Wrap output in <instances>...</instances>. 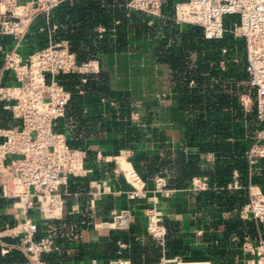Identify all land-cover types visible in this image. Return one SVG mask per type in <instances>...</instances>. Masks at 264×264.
<instances>
[{
	"label": "built area",
	"instance_id": "1",
	"mask_svg": "<svg viewBox=\"0 0 264 264\" xmlns=\"http://www.w3.org/2000/svg\"><path fill=\"white\" fill-rule=\"evenodd\" d=\"M66 1L71 0H0V37L14 42L7 49H1L0 104L11 118L9 127H0V197L9 200L19 216L14 224L0 227V253L6 255L15 248L22 253L24 264H46L43 257L59 251L54 229L37 236L36 217L50 223L61 220L66 195L62 188L68 186L71 178H83L89 173L86 150L72 146L67 135L57 130L71 100V94L59 84L58 76L78 75L85 83L87 76L100 73L96 60L79 62L66 40L53 39L57 26L51 24L52 13ZM125 7L152 18H164L163 0H127ZM228 15L237 16L238 21L225 29L223 19ZM39 19L42 25L36 27ZM172 21L178 26L200 28L208 40H220L229 33L244 42L250 91L240 96V105L245 112L254 107L257 120L264 123V0H176ZM32 30L46 34V43L23 55L18 47ZM6 73L13 76V84L3 82ZM130 120L140 124L135 112L130 113ZM132 155L131 150H126L112 159H103L100 153L96 157L114 163V176L122 177L128 186L124 192L126 201L151 203L144 209L146 233L163 245L165 218L157 205L161 195L169 198L175 190L168 187L163 173L155 175L152 186H147L133 168ZM246 158L250 166L263 160L264 144H253ZM208 189L206 178L191 180L193 192ZM130 217L127 209L113 212V228L127 229ZM237 217L244 222L253 220L264 224V194L251 188L250 198L239 208ZM197 233L200 236L203 231ZM3 239L13 242L12 246ZM240 253L244 257L241 264H264V240L244 241ZM110 264L130 263L117 259ZM154 264L212 262L205 257L176 256L162 257Z\"/></svg>",
	"mask_w": 264,
	"mask_h": 264
},
{
	"label": "trees",
	"instance_id": "2",
	"mask_svg": "<svg viewBox=\"0 0 264 264\" xmlns=\"http://www.w3.org/2000/svg\"><path fill=\"white\" fill-rule=\"evenodd\" d=\"M124 1L63 2L52 13L51 24L57 26L53 38L65 39L79 62L93 59L99 61V54L111 55L115 52L136 50L140 47H133L132 44L140 40L146 42L147 49L152 47L155 61L169 70L176 111L184 119V143L186 146L198 148L204 154L211 153L215 164L212 167H202L186 162L184 152L180 150L175 155L165 153L163 158L137 155L132 161L133 168L143 180L163 173L168 187L176 190L188 189L194 177L206 178L209 189L198 192L197 206H217L224 212H234L236 215L212 225L211 228H205L199 238L202 247L193 251L210 257L212 264H233L240 255V246L245 239L256 240L258 229L264 237L263 226L258 228L254 222H244L237 217V211L246 202V191L227 189L233 170L236 169L242 179L248 171V162L243 151L235 152L230 138L241 135L238 128L246 123L256 131L264 128L263 123L256 118L254 107L245 112L240 105V96L250 91L244 42L234 39L229 33L220 40H208L204 38L200 28L176 25L172 21L176 0H163L164 18H152L117 6ZM107 4L113 6L108 7ZM236 21L237 16L228 15L224 17L223 25L225 29H229ZM40 25L41 19L37 21L36 27ZM98 26L105 28L102 38L96 32ZM31 32L27 38L35 43L34 49L43 47L46 43L45 34L35 30ZM57 80L71 94L66 110L67 117L81 125L87 123L83 112L85 108L93 105L92 100L112 98L110 79L106 73L87 76L85 83L81 82L78 75H60ZM79 90L83 93L79 94ZM250 95L254 96L252 92ZM120 106L122 115L128 117L122 133L127 144L159 141L160 133L151 127L150 108L143 115L139 112V123L144 125L139 128L130 120V113L136 112V107L128 101L120 102ZM171 112H174V108H171ZM10 118L11 114L0 104V126L9 127ZM214 185L216 190L213 189ZM9 203V200L0 197V227L13 224L8 215L1 213ZM103 204L107 210L111 201L105 198ZM91 220V214L86 212L79 217L54 221L51 226L56 238L67 236V239H71L80 236L82 230L89 229ZM163 225L166 230L163 246L151 236L146 237L144 242H139L128 240L121 234L114 237L105 250L108 254L105 257L123 258L130 264H153L160 260L163 250L169 254L177 252L175 246L179 245L177 236L182 231L181 222L165 219ZM118 239L128 242L129 246L125 249L119 248L116 244ZM2 241L11 242L8 239ZM43 259L46 264H77L83 261V255L76 252L73 263L65 254H47ZM0 264H24V257L19 251L13 250L6 256L0 255Z\"/></svg>",
	"mask_w": 264,
	"mask_h": 264
},
{
	"label": "crops",
	"instance_id": "3",
	"mask_svg": "<svg viewBox=\"0 0 264 264\" xmlns=\"http://www.w3.org/2000/svg\"><path fill=\"white\" fill-rule=\"evenodd\" d=\"M126 1L117 6L126 9ZM107 6L112 7L113 5L107 4ZM150 24L151 21H149L148 25ZM100 30L103 31L100 32ZM96 32L99 38H102L105 28L98 26L96 27ZM29 34H32V32L30 31L26 35L18 47V50L23 55L31 53L32 49L35 48V43L27 38ZM12 45H14V42L0 37V71L3 56L1 49H7ZM132 46L140 48L126 52H115L111 55L99 54V61L93 59L98 62L100 73L108 74L112 88V98L92 100L93 105L85 108L83 112L84 119L87 120L86 124L76 123L72 118L65 115L57 126L59 132H64L67 135L72 146L77 145L87 152L86 167L89 170L87 176L71 178L68 186L62 188L66 195L64 197V214L61 220L66 217H79L88 212L92 216L91 227L82 230L80 236L71 239H67V236L65 238H56L59 251L55 254H65L72 262L74 254L81 252L83 261L77 264H110L117 259L126 260L123 258L108 259L105 257V250L113 242L115 236L124 234L128 240L134 239L139 242H144L146 237H150L146 233L144 209L151 203L144 200L126 201L124 192L128 189L127 184L122 177L114 176V163L98 160L96 157L98 153L101 154L103 159H112L126 150H131L133 155L130 161L132 162L137 155L163 158L165 153L175 155L182 150L186 162L195 163L202 167H212L215 164V158L211 153L204 154L198 148L186 146L184 143V119L176 111L173 86L169 79L168 68L155 61L152 47L149 45L150 47L147 49L145 41H136ZM3 82L5 84H13L14 78L6 73L4 74ZM251 98L254 99V96H251ZM124 101L130 102L132 106L136 107L135 113L138 114V120H141L139 112L143 115L145 110L150 108L152 114L151 127L154 131L157 129L160 133L158 142L143 141L136 144H127L123 140L122 133H124L128 122V117L120 112V102ZM171 108H174L173 113ZM133 125L139 128L144 126L143 124L135 123ZM238 132L241 135H236L230 138L229 141L233 149H236L235 152L243 151L245 158L247 150L253 144L256 142L264 144V128L256 131L250 128L249 123H246L243 127L238 128ZM163 171L165 172V170ZM152 178L144 180L149 187L152 186ZM234 184L237 187H234ZM251 188L253 191H259L264 194V159L255 166L248 164V171L244 179L241 178L236 169L233 170L231 181L227 184L228 190L237 191L243 189L246 191L245 204L250 198ZM171 189L175 190L173 195L169 198H164L161 195L157 207L163 211L165 219L181 222L182 231L177 236L179 241V245L175 246L177 252L174 251V253L169 254L163 250L162 257H205L210 260V257L193 251H197L202 247L199 243V238L202 235L198 236L197 232L203 231L204 233L205 228H211L212 225L231 218L236 214L234 212H224L221 208L212 205L204 208L198 207L196 203L198 192L190 190L191 183L188 189ZM213 189H217L215 185ZM105 198L111 201V206L107 210L103 204ZM125 209L130 211L131 216L128 228L117 230L112 226V213ZM1 213L8 215L13 224L19 218L18 212L12 208L11 202L2 209ZM251 221L254 222L253 220ZM36 222L39 228L38 237L47 234L49 229H54L51 226L54 222H46L37 217ZM98 224L102 225L97 227L96 225ZM254 224L258 228L260 226L264 227V224L259 225L256 222ZM257 232L258 238L256 240L245 239L244 241L257 243L264 240L260 229ZM5 244L12 246L13 242ZM116 244L122 249L129 246L128 242L119 239ZM13 250L16 249L11 248L10 252ZM0 255L6 256L7 254L2 255L0 253ZM243 258L240 253L233 264H241Z\"/></svg>",
	"mask_w": 264,
	"mask_h": 264
}]
</instances>
